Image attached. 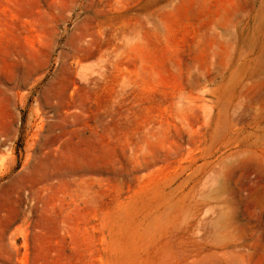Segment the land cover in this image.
Instances as JSON below:
<instances>
[{
    "label": "rangeland",
    "instance_id": "1",
    "mask_svg": "<svg viewBox=\"0 0 264 264\" xmlns=\"http://www.w3.org/2000/svg\"><path fill=\"white\" fill-rule=\"evenodd\" d=\"M0 264H264V0H0Z\"/></svg>",
    "mask_w": 264,
    "mask_h": 264
}]
</instances>
